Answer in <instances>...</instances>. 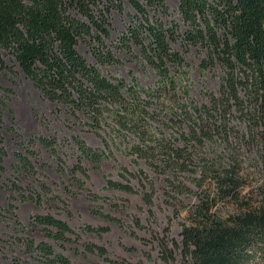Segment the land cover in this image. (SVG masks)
<instances>
[{"label": "trees", "instance_id": "trees-1", "mask_svg": "<svg viewBox=\"0 0 264 264\" xmlns=\"http://www.w3.org/2000/svg\"><path fill=\"white\" fill-rule=\"evenodd\" d=\"M178 1L187 26L182 42L207 51L200 71L223 70L220 95L211 106H198L191 92L177 96L180 74L187 78L189 66L171 48L177 39L159 16L167 12L162 0H147V6L139 0H0V50L46 99L68 106L73 116L84 113L91 126L112 122L136 138L131 151L155 173L186 175L194 184L197 202L184 205L178 197L187 190L185 183L168 182L175 196L171 204L185 212L179 244L184 264H264V0ZM125 2L136 16L116 45L128 52L132 44L139 47L158 77L155 89L126 84L100 69L118 63L106 41L110 14ZM81 42L93 48L96 65L78 51ZM0 67H7L1 57ZM160 118L165 120L158 134L150 122ZM236 123L240 126L232 127ZM75 143L85 160L105 157L80 139ZM205 143L211 144L208 155L213 157L199 152ZM2 144L0 134V157L5 155ZM19 161L32 171L26 157ZM108 186L130 191L120 183ZM32 221L56 241L73 233L50 215ZM28 247L41 253L42 264H69L47 244L30 240Z\"/></svg>", "mask_w": 264, "mask_h": 264}, {"label": "rangeland", "instance_id": "rangeland-1", "mask_svg": "<svg viewBox=\"0 0 264 264\" xmlns=\"http://www.w3.org/2000/svg\"><path fill=\"white\" fill-rule=\"evenodd\" d=\"M139 1L147 6V0ZM162 1L167 12L161 10L159 16L166 29L174 28L177 40L171 48L189 66L185 72L190 74L187 87L192 86L193 100L198 106H211L212 98L220 95L223 70L200 71L207 51L185 47L187 26L179 14V1ZM135 16L127 2L122 10H112L106 44L118 63L100 69L126 84L155 89L158 77L139 47L132 44L128 52L116 45ZM78 51L96 65L90 44L81 42ZM0 57L7 66L0 67V134L5 150L0 157V264H42L41 253L29 249L30 240L49 245L69 264H184L179 244L185 212L175 211L171 204L175 196L168 182L185 183L187 190L178 197L184 205L197 202L194 184L186 175L155 173L145 158L131 151L136 140L131 133L118 131L110 121L109 126H91L82 112L73 116L68 106L46 99L10 55L0 50ZM153 127L159 134L162 122L159 129ZM243 129L246 126L241 125ZM42 139L51 144L44 146ZM75 139L105 157L99 162L85 160ZM246 154L254 157L251 151ZM20 156L29 160L32 171L21 168ZM108 182L130 191L109 188ZM47 215L66 223L73 233L62 241L50 239L46 229L32 221ZM88 227L94 231L88 232Z\"/></svg>", "mask_w": 264, "mask_h": 264}, {"label": "built area", "instance_id": "built-area-1", "mask_svg": "<svg viewBox=\"0 0 264 264\" xmlns=\"http://www.w3.org/2000/svg\"><path fill=\"white\" fill-rule=\"evenodd\" d=\"M216 67L218 68V66H216ZM209 69H211V68H209ZM212 69H214V68H212ZM187 75H188L187 78H184V76H180V78H182V79L179 78L181 81H179V84L177 86V96L178 97H186V94L187 93H190V90L192 89V86L187 87V79H189L190 74L188 73ZM161 120H165V119L164 118H162V119L160 118L159 121H156V122L151 121L150 122L151 123V126H155V127H157L159 129V122H161ZM235 125L236 126H232V127L235 128L237 126H240L239 124L238 125L235 124ZM168 128H170V125H168ZM179 141H182V140L180 139ZM208 145H211V144L210 143H205V153H206V157H213V155H208ZM197 148H198V146H197Z\"/></svg>", "mask_w": 264, "mask_h": 264}]
</instances>
